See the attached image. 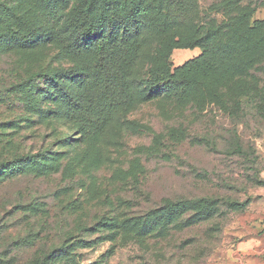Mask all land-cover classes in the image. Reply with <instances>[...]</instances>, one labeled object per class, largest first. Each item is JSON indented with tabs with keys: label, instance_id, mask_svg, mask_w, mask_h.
<instances>
[{
	"label": "rangeland",
	"instance_id": "1",
	"mask_svg": "<svg viewBox=\"0 0 264 264\" xmlns=\"http://www.w3.org/2000/svg\"><path fill=\"white\" fill-rule=\"evenodd\" d=\"M77 1L54 21L43 0H0V12L42 31L21 49L0 21V264H264V120L245 94L264 89V0H185L166 31L144 24L124 68L134 102L96 137L65 113L91 61L65 42ZM135 1L171 13V0ZM106 3L111 12L132 0ZM239 35L257 43L251 74L228 66L218 79L202 60L183 70L194 78L188 96L147 97L144 77L160 58L174 72Z\"/></svg>",
	"mask_w": 264,
	"mask_h": 264
},
{
	"label": "trees",
	"instance_id": "2",
	"mask_svg": "<svg viewBox=\"0 0 264 264\" xmlns=\"http://www.w3.org/2000/svg\"><path fill=\"white\" fill-rule=\"evenodd\" d=\"M43 1L50 17L58 21L62 18L70 0ZM106 1L78 0L68 9L65 22V27L69 31L65 39L67 47L72 53L91 56V61L81 74L80 82L83 92L66 98L65 113L69 118L76 120L83 131L91 137L98 136L109 122L131 107L134 102L124 69L131 59L133 35L140 33L143 25L148 22L158 31H166L170 25L176 24L186 12L185 0H171V13L166 19L149 13L146 6L135 0H132L130 4L124 3L119 9H113L110 12ZM0 21L6 25L9 40L17 48L33 47L36 39L42 35L40 26L26 16L17 14L15 10L4 9L0 12ZM256 28L253 26L252 31ZM195 29L197 31V27ZM235 44L233 48L225 51H221L220 45L213 46L216 51H212V56L207 57L206 50L196 60L188 62L187 65L177 68L174 72L171 70L172 64L167 60L168 58H160L159 63L153 66L144 77L149 91L147 97H152L156 95V92L164 89L175 91L181 98L188 96V90L194 78L188 76L183 70L191 65L199 64L202 60L214 70V73L219 75H222L226 69H230L228 66L236 69L238 74H243L249 68V72L259 68L257 65L260 59L259 54L252 51L257 48V43L239 35ZM194 46V44L177 45V47ZM222 78L223 75L218 79ZM260 89L255 95H249L250 91L245 94L255 109L256 116L264 120V89ZM242 91L245 90L242 89ZM218 99L221 107L227 112L229 101L219 96ZM236 103L239 106L241 101ZM157 141L162 143V139ZM41 155H26L17 159L36 162ZM5 165L0 164V174L5 173ZM202 202L204 205L203 203L198 204L199 208L212 215L215 212L213 203ZM176 205L181 209L179 212H182L185 203L179 202ZM162 213L167 214L165 209ZM125 222L133 226L136 224L130 219Z\"/></svg>",
	"mask_w": 264,
	"mask_h": 264
}]
</instances>
